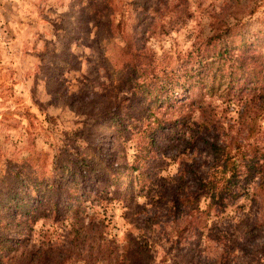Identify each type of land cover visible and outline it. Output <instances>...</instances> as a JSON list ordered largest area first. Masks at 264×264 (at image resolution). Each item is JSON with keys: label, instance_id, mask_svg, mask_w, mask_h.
I'll list each match as a JSON object with an SVG mask.
<instances>
[{"label": "trees", "instance_id": "1", "mask_svg": "<svg viewBox=\"0 0 264 264\" xmlns=\"http://www.w3.org/2000/svg\"><path fill=\"white\" fill-rule=\"evenodd\" d=\"M99 5L109 10L110 4L99 0ZM98 14L90 30L105 27L106 32L95 36L123 38L119 88L127 96L93 122L99 139L90 142L76 133L78 142L49 144L51 153L32 150L23 163L0 174V264H70L72 257L86 252L101 264H150L149 250L134 238L121 243L108 234L105 212H96L94 205L111 201L106 198L109 186L123 188L114 192L123 207L137 205L135 186L145 179L143 165L185 130L194 143L201 142L205 155L197 170H190L199 164L193 158L186 172L196 185L193 192L175 195L172 208L183 211L197 203L198 192L209 191V206L214 205L218 217L230 210L223 223L228 226L214 229V240L222 246L214 264H258L264 256V127L257 123L264 115V44L258 46L264 30L247 36L231 27L215 28L203 47L194 48L176 69L158 68L152 53L136 45L140 35L149 38L155 30H125L130 28ZM75 59L66 54L63 63L78 65ZM213 95L226 104L221 113L208 111L205 96ZM102 129L109 133L101 134ZM134 134L139 139L129 162L126 142ZM208 160L214 170H222L209 176L202 171ZM40 221L42 228H54L62 236L39 235Z\"/></svg>", "mask_w": 264, "mask_h": 264}, {"label": "rangeland", "instance_id": "2", "mask_svg": "<svg viewBox=\"0 0 264 264\" xmlns=\"http://www.w3.org/2000/svg\"><path fill=\"white\" fill-rule=\"evenodd\" d=\"M101 1L110 4L109 10L99 0H0V174L23 163L32 150L51 153L49 144L54 148L69 139L78 142L76 133L90 142L99 139L100 131L93 122L112 112L127 96L119 88L122 56L118 50L123 38L117 34L95 36L98 29L91 31L90 26L96 11L105 21L112 17L120 28H130L125 30H155L152 37L140 35L136 45L142 44L152 53L158 68L176 69L194 48L203 47L215 28L231 27L247 36L264 30V0ZM100 30L106 32L105 27ZM234 44L240 41L235 38ZM258 44H264V31ZM66 54L75 57L78 65L73 60L64 65ZM213 70L214 64L210 66ZM205 102L210 114L225 110L226 104L217 96H205ZM257 123L264 127V115L260 114ZM187 132L169 147L163 146L148 166L143 165L140 171L145 179L135 186L137 205L123 207L115 194L123 188L114 186L105 189L111 201L94 205L96 212H105L108 234L121 243L128 236L134 238L149 250L150 264H214L222 251L214 240V229L228 226L223 223L230 210L218 217L214 205L209 206V191L198 192L197 203H189L183 211L172 208L175 195L193 192L196 185L186 172L194 165L193 158L199 164L190 170H197L205 155L201 142L194 143ZM107 133L102 129L101 134ZM138 139L134 134L126 142L129 162L134 159ZM215 170L209 160L202 169L209 176L216 175ZM126 178V174L122 176ZM100 194L104 196V192ZM43 223L37 225L39 235L62 236L54 228H42ZM72 259L70 264H101L87 252ZM258 264H264V256Z\"/></svg>", "mask_w": 264, "mask_h": 264}]
</instances>
